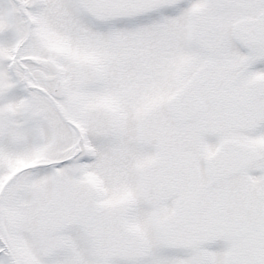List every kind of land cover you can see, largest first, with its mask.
Wrapping results in <instances>:
<instances>
[{
	"label": "snow or ice",
	"instance_id": "obj_1",
	"mask_svg": "<svg viewBox=\"0 0 264 264\" xmlns=\"http://www.w3.org/2000/svg\"><path fill=\"white\" fill-rule=\"evenodd\" d=\"M0 264H264V0H0Z\"/></svg>",
	"mask_w": 264,
	"mask_h": 264
}]
</instances>
